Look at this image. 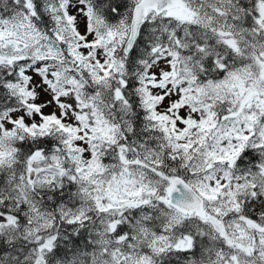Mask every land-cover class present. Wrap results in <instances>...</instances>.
Listing matches in <instances>:
<instances>
[{"label":"trees","instance_id":"trees-1","mask_svg":"<svg viewBox=\"0 0 264 264\" xmlns=\"http://www.w3.org/2000/svg\"><path fill=\"white\" fill-rule=\"evenodd\" d=\"M256 1L254 15L261 36L264 32V0ZM87 2L91 8L90 25L99 37L98 45L107 54V62L112 63L111 66L116 59L123 63V70L115 71L111 67L110 77L103 80L93 77L97 71L92 60L93 52L84 55L76 48L77 32L62 20L65 14L61 0H0V18L29 16L48 38L56 41L62 62L54 80L55 90L75 93L83 108L93 115L97 125L93 126L95 134L91 144L98 161L108 162L111 156L118 155L119 150H127L129 156L134 157L144 147L161 155L160 170L168 175L176 173L190 182L193 174H197L191 172L193 161L200 157L227 116L238 110L239 99L236 102L235 94L227 88L222 92L214 89L211 98L202 102L207 117L199 123H187L184 130L188 135L186 142L178 143L174 137L170 138L164 119L148 107L146 72L157 56L155 48L173 49L171 16L166 15L167 12L161 15L152 13L134 48L125 54L124 44L136 0ZM242 17L244 19V11ZM9 41L13 43L11 37L0 32V123L8 112L30 107L29 95L24 89L27 82L24 70L31 58H19L14 52L9 53L4 48ZM230 51L226 47V73H196L197 81L205 84L207 80L222 79L232 69L251 64L256 54L253 48L243 47L237 55ZM188 54L182 52L184 58ZM259 122L263 124L264 115ZM71 137V131L54 116L33 129L18 121L11 130L0 135V219H7L11 228L9 233L8 227L0 223V264H91L93 255L103 250L99 229L103 214L93 215L92 212L69 223L60 212L61 206L74 209L86 200L81 193L79 165L74 157H70L73 153ZM55 156L65 164L56 167L59 171L55 172V177L51 175L39 183H31L29 176L41 173ZM224 165L231 178L247 180L243 188L234 192L227 185H218L215 190L227 219L243 218L251 225H264V144L255 146L249 142L240 152L225 160ZM204 172L198 173L202 176ZM249 176L251 180H248ZM203 178L207 177L203 175ZM151 213L153 216L147 224L155 233H170L172 228L178 235L187 231L194 237L192 249L184 254L178 252L179 255L175 251L160 254L144 244V252L158 264H183L189 258H199V261L206 258L204 253L211 242L208 229L192 225L194 216H187L183 223L177 224L156 209ZM41 215H52V226L32 235L28 226ZM131 227L123 219L110 236L112 244L117 242V234L128 233L133 238ZM47 238L49 241L41 247L40 243H45L43 240ZM214 242L216 247L224 244L221 238ZM34 248L36 255L31 262L30 251Z\"/></svg>","mask_w":264,"mask_h":264},{"label":"rangeland","instance_id":"rangeland-1","mask_svg":"<svg viewBox=\"0 0 264 264\" xmlns=\"http://www.w3.org/2000/svg\"><path fill=\"white\" fill-rule=\"evenodd\" d=\"M61 1L65 14L62 20L77 32L76 48L84 55L93 52L92 60L97 65L93 77L103 80L110 77L113 69L122 70L123 63L116 59L111 66L104 48L98 45L99 37L90 25L91 10L87 0ZM166 15L171 16L170 12ZM233 27L231 23L225 25L227 42L232 49L241 51L243 47L253 48L256 54L251 64L229 71L224 78L200 84L196 73L187 74L182 69L187 57L164 47L155 48L157 56L146 72L148 107L164 119L168 136L177 139L178 143L186 142L188 135L184 130L189 121L199 123L207 117L202 102L211 98L214 89L222 92L227 88L235 94L236 102L238 99L240 101L238 110L227 116L200 157L193 161L191 172L197 174H193L190 183L204 197L208 217L188 218L192 217V225L208 229L211 242H208L203 261L193 257L183 264H264V225H251L243 218L227 219L224 206L215 196L218 185H227L234 192L247 183L244 178H231L224 161L240 152L249 142L255 146L264 144V122H259L264 115V32L260 36L257 28L253 32L237 23L234 30ZM0 32L13 39L12 44L9 41L4 47L9 53L14 52L19 58H31L24 70L27 76L24 89L28 92L30 107L8 112L0 123V135L11 130L18 121L33 129L52 116L71 131L73 156L70 157H74L79 165L81 193L86 200L74 209L61 206L60 212L69 223L92 212L93 215H104L99 228L103 250L93 255L91 264H158L157 260L144 252V244L160 254L175 251L179 255L178 252L184 254L191 250L194 237L187 231L178 235L171 228L170 233L157 234L147 224L154 209L164 213L173 223H183L187 218L168 203L171 177L177 174L168 175L160 170L161 155L143 147L142 152L134 157H130L127 150H119L118 155L111 156L108 162L98 161L91 144L95 134L93 126L97 125L93 115L83 108L75 93L55 90L54 80L62 62L56 41L48 38L29 16L0 18ZM21 43L25 47L22 48ZM172 43L175 44V41ZM179 47H185L181 41ZM176 59L179 65L177 71L173 66ZM64 165L63 160L55 156L53 162L45 165L41 173L30 175L29 180L39 183L51 175L55 177L56 173L50 168ZM198 172L204 174L200 176ZM203 175L207 178H203ZM248 180H251V176ZM123 219L132 225L134 237L128 233L117 234L116 246H121L113 247L110 236L114 230L117 231L116 226ZM52 221V215H41L36 222L29 224L28 229L35 235L38 230L52 226ZM0 223L7 226L10 233L9 221L0 219ZM218 238L224 243L221 247L214 244ZM48 241L49 238L43 240L45 243H40L41 247ZM35 250L30 251L31 262L36 255Z\"/></svg>","mask_w":264,"mask_h":264},{"label":"flooded vegetation","instance_id":"flooded-vegetation-1","mask_svg":"<svg viewBox=\"0 0 264 264\" xmlns=\"http://www.w3.org/2000/svg\"><path fill=\"white\" fill-rule=\"evenodd\" d=\"M256 8V0H178L177 6L168 12L175 41L173 49L181 54L189 52L186 58L189 63L185 67L181 63L182 69L186 73H226V47L235 55L240 50L232 49L227 42L225 25L233 24L234 30L236 23L239 26L243 24L256 32ZM180 41L185 47H179ZM173 66L177 71V59ZM112 246L121 245L113 243Z\"/></svg>","mask_w":264,"mask_h":264},{"label":"water","instance_id":"water-1","mask_svg":"<svg viewBox=\"0 0 264 264\" xmlns=\"http://www.w3.org/2000/svg\"><path fill=\"white\" fill-rule=\"evenodd\" d=\"M178 0H139L133 8L128 37L124 44V53L129 54L140 37L142 27L149 19L151 12L161 15L176 7ZM25 47L24 43L20 44ZM54 172L59 168L51 167ZM168 203L185 216L196 215L201 219L208 217L204 197L184 177L173 175L168 191Z\"/></svg>","mask_w":264,"mask_h":264}]
</instances>
